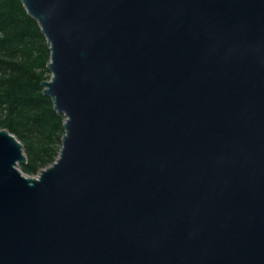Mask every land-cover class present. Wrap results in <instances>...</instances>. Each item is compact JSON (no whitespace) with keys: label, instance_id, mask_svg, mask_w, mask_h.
<instances>
[{"label":"water","instance_id":"1","mask_svg":"<svg viewBox=\"0 0 264 264\" xmlns=\"http://www.w3.org/2000/svg\"><path fill=\"white\" fill-rule=\"evenodd\" d=\"M22 2L65 133L0 129V264H264V0Z\"/></svg>","mask_w":264,"mask_h":264},{"label":"trees","instance_id":"2","mask_svg":"<svg viewBox=\"0 0 264 264\" xmlns=\"http://www.w3.org/2000/svg\"><path fill=\"white\" fill-rule=\"evenodd\" d=\"M49 61L47 39L22 0H0V129L23 143L28 162L21 169L28 175L58 158L65 133L64 116L41 85L51 77Z\"/></svg>","mask_w":264,"mask_h":264},{"label":"rangeland","instance_id":"3","mask_svg":"<svg viewBox=\"0 0 264 264\" xmlns=\"http://www.w3.org/2000/svg\"><path fill=\"white\" fill-rule=\"evenodd\" d=\"M19 167H20V169H21V165H20Z\"/></svg>","mask_w":264,"mask_h":264}]
</instances>
